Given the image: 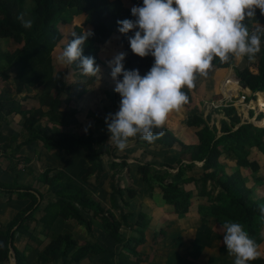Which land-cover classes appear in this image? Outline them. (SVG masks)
<instances>
[{"label": "trees", "instance_id": "obj_1", "mask_svg": "<svg viewBox=\"0 0 264 264\" xmlns=\"http://www.w3.org/2000/svg\"><path fill=\"white\" fill-rule=\"evenodd\" d=\"M142 5L143 0H0V80L12 77L16 85L25 89L34 87L36 92L32 97L38 102L37 107H25L16 99L0 93V112L7 104V114L16 113L23 118L19 132L21 140L13 145L11 153L32 142H40L48 151L81 150L87 161L81 183L93 180L94 184H98L106 166L109 169L108 207L94 200L85 187L74 183L71 177L60 171L51 175L52 169L47 168L35 178L54 189L56 195V199L45 206L44 216L40 220L44 230L49 233L56 219L61 217L82 225L87 232L89 240L78 249L73 257L75 261L102 251L91 236L90 220H94L120 245L117 264L147 263L149 255L141 252L139 248L146 243V231L149 229L151 217L142 210L136 220L132 221L134 214L129 213V200L134 199L140 190L134 185L120 187L117 184L118 175L127 169V162L125 157L121 161H115L118 159V148L109 139L110 133L105 123V117L112 113V106L119 110L121 99L111 82L105 81L98 91L107 102L104 101L101 105L96 103L97 111L88 113L87 117L91 121L81 132L73 129L75 116L79 112L78 99L93 90L98 76L83 75L78 68L79 61L72 66L63 63L58 66V55L67 41L73 38L69 35L66 42H63L60 28L68 27L76 18L83 17L84 27L94 33L87 39L83 55L92 56L95 64L100 69H107L110 76L111 68L99 54L112 38H117L120 52L127 53L123 61L124 68L138 69L143 76L151 68L154 57L134 54L127 37L133 35L135 29L126 34L120 33L117 24L118 20H134L131 8ZM21 16L24 21L31 22V27L23 26L18 18ZM257 22L264 24V15L258 8L255 18L247 19L245 23L251 30ZM73 31L80 33L83 28L74 25ZM3 42L12 43L14 47L3 48ZM244 59L247 66L242 69L234 68L235 74L245 88L252 93H259V96L264 93V36L261 37V48L254 59L249 60L246 56ZM233 64L234 57L224 63L216 58L210 70L227 68ZM117 78L122 79V75ZM182 91L188 96V102L183 105L188 108L186 126L197 129V142L186 145L165 127L154 130L163 134L153 142L142 141L138 139L139 136L133 137L137 138V142L148 146L154 143L167 149L176 148L179 152L175 165L139 161L138 173L148 190L154 193L155 188L159 189L162 202L172 207L178 219L189 212V207L196 198L200 201L196 206L200 223L206 224L209 219H213L220 227L225 221L238 222L254 238L264 227V216L259 210V206L264 205V175L260 174L264 165L261 166L253 157L254 154H261L264 159V128L252 123H241V115L231 101L211 107V112L220 113L223 117L217 128L215 124H210L211 113L203 117L201 108L199 110L198 106L193 105L191 90L184 87ZM259 101L264 110V102L260 96ZM263 117L264 114H259L257 119ZM12 142L13 139L10 138L2 142L1 155L7 152ZM104 158L107 159V165L104 164ZM185 158L189 160L188 163L183 162ZM221 158L233 162V166H228ZM194 162H202L199 177L191 174ZM189 173L191 175L188 176ZM250 182L252 183L248 185ZM185 185H192L194 190L185 189ZM0 190L9 193L22 190L20 196L29 199L25 209L0 230V261H8L10 244L15 253L16 264H23L24 259L13 246L14 232L22 227L24 221L33 218L39 209V202L29 192L32 188L28 186L10 187L0 182ZM35 192L42 199L41 194L37 190ZM125 194L128 200L125 199ZM123 229L131 231V235L125 237L121 233ZM164 236V230L155 232L153 244ZM74 246L76 241L68 232L53 236L39 252L35 264H52L55 260L63 259L68 249ZM182 261L183 264H194L188 258H182ZM248 264H264V258H256Z\"/></svg>", "mask_w": 264, "mask_h": 264}, {"label": "crops", "instance_id": "obj_2", "mask_svg": "<svg viewBox=\"0 0 264 264\" xmlns=\"http://www.w3.org/2000/svg\"><path fill=\"white\" fill-rule=\"evenodd\" d=\"M117 41V38H112V44L118 53L120 52L121 47L118 45ZM246 66L247 62L244 58L239 59L234 57V64L232 66L209 70L206 77L200 76L199 74L196 76L194 86L190 89L193 105L198 106L199 110L201 108L203 111V117H206L211 113L210 124H215L217 128H219V120L223 117L220 113L211 112V107L215 108L220 105H225L226 102L229 101L237 107V96H231L228 100V97L225 96L226 94L224 90H221V87L226 77L229 75L231 76H229L226 83L227 87L229 80H231L232 77L236 80L235 77L237 76L234 68L242 69ZM100 70L101 72L98 79L101 81L106 80L107 82L112 81V87H115V81L108 75V72L106 71L107 69ZM81 79L83 80L84 78L81 76ZM97 88L98 86H96V88L93 87L92 91L86 92L85 95L78 99L79 112H77L73 123H82L85 127L91 121L87 117L88 113L97 110V108H95L96 103L101 105L102 102H107L102 98L103 95L97 91ZM35 92L36 89L34 87L25 89L16 85L12 77H9L4 81L0 80V93H3L5 97L16 99L22 106H38L37 100L32 97ZM232 92L238 94L244 93L247 96L249 95V98H253V93L247 88L240 89L239 87L237 91H231L228 95H231ZM25 94L26 97H24ZM259 96L261 101L264 102V93H261ZM208 101H210V104L213 102H217V104L209 106L207 105ZM256 103L260 104V101L258 100ZM253 104L256 105L255 103ZM116 111V108L112 106V113L114 114ZM246 112L247 114L239 113V115H241V123H252L259 127L257 122L264 121V117L261 118L262 120L257 119L258 112L257 110H252V107L249 108L248 111L246 110ZM213 115H218L219 118H213ZM187 116L188 108L182 106L179 110H174L168 114L162 127L170 130L184 144L192 145L197 142L195 135L197 129L186 126ZM79 118H81V120H79ZM0 119V145L6 139H13L12 146L9 147L7 152L2 155L0 154V182L10 187L16 185L32 188L29 192H32L39 202V209L34 213L33 218L29 221H24L22 227L14 232L13 246L24 259L23 264H35L39 252L49 243L50 239L63 232L70 233L76 241V246L70 247L67 255L63 259L55 260L52 264H117V254L120 250V245L116 244L109 237L108 233L97 221L90 220L91 236L93 241L102 248V251L92 256H85L79 261H75L73 257L78 253V249L81 246L86 245L89 240L87 232L82 225L58 217L52 225L49 233L44 230L40 220L44 216L45 206L48 203L53 202L56 199V195L54 189L35 179L47 168L52 169L51 175L54 172L60 171L71 177L74 183L81 184L82 187H85L94 200L100 201L103 206L108 207L110 193L107 179L109 174L108 167H106L105 173L98 184H94L93 180H89L90 182L87 183H81V177L85 173L87 166L84 152L81 150L70 152L58 150L48 151L40 142H32L19 147L15 152L11 153L10 149H13V145L18 144L21 140L19 132L21 131L23 118L16 113L7 114L6 104L0 112ZM43 124H45V122H43ZM138 139L146 141L140 136ZM136 140L137 138L129 139L127 147L123 151L117 149L116 156L118 159L115 161H121L122 158L125 157L127 162V169L123 170L118 175V186L125 187L127 185H134L140 190V193L134 199L129 200V202H131L129 213L132 215L134 214L132 221L136 220L138 214L142 211L143 205L146 204V206L152 207L151 205L153 202L155 204L158 203V205L156 204V207H152L153 211L156 209V214L151 216V223L149 229L146 231V243L139 248L141 252H144L150 257L149 261L143 264H183L182 258H180L182 246L184 253L191 254L184 258L190 259L194 264H234V257L228 254L226 247L223 244L222 236L220 241L212 238V236L209 238L204 237V243L199 241L198 233L200 226L202 225H208L206 229L212 231L215 236L223 235L222 228H220L213 219H209L208 221H213L212 223H200L199 217L196 213V206L200 201L194 198L193 204L189 207V212L183 218L178 219L174 214L172 207L165 205L162 202L159 195V189L155 188L154 193L148 190L147 185L142 181L141 174L138 173L139 161L141 163L157 161L175 165L176 160L179 157L178 149H167L164 146H159L154 143L151 144V146H148L145 143H139ZM221 161L225 162L228 166H233V162L231 161L223 160L222 158ZM183 162L188 163L189 160L185 158ZM201 166L202 162H194V169L191 174L195 175V177H199ZM170 171L173 173L175 172V170ZM191 174L189 173L188 176ZM260 174L264 175V169L260 171ZM251 183L252 182L248 185ZM184 188L187 190H194L192 185H185ZM35 190L41 194L42 199H40ZM21 192L22 190H14L11 193L0 190V230L11 223L14 217L28 205L29 199L27 197H21L19 194ZM125 199L128 200L126 194ZM167 212L169 213L168 215L165 214ZM192 214H194L195 218V220H193L194 223L188 225V227L182 226L181 221H187V217ZM87 219H89V217H87ZM214 225H217L220 228V231L214 229ZM16 227H14L13 230H15ZM159 230H164L165 236L158 239L156 244H153L155 232ZM121 233L125 237L131 235V231L126 229H123ZM253 239L258 245L259 256L257 258L263 259L264 227L260 234ZM176 256H178V260L176 259ZM0 264H9V252L8 261L2 260L0 261Z\"/></svg>", "mask_w": 264, "mask_h": 264}, {"label": "clouds", "instance_id": "obj_3", "mask_svg": "<svg viewBox=\"0 0 264 264\" xmlns=\"http://www.w3.org/2000/svg\"><path fill=\"white\" fill-rule=\"evenodd\" d=\"M259 9L264 15V0H143L133 6L134 20H118V31L128 33L131 51L154 62L143 76L138 69L127 70L126 52L116 53L107 61L114 91L121 97L119 110L105 117L109 139L123 151L129 138L140 136L153 142L163 133L168 114L188 102L182 89H191L197 74L207 76L216 58L224 63L232 57L252 60L261 48L264 25L258 22L250 30L245 23L255 18ZM24 27L30 21L18 17ZM94 33L73 31L57 60L67 66L79 61L82 74L99 78L100 67L92 56L83 55L87 39ZM122 75V79H117ZM264 216V205L259 206ZM223 244L234 264H248L259 256L258 245L238 222L225 221L221 226Z\"/></svg>", "mask_w": 264, "mask_h": 264}, {"label": "rangeland", "instance_id": "obj_4", "mask_svg": "<svg viewBox=\"0 0 264 264\" xmlns=\"http://www.w3.org/2000/svg\"><path fill=\"white\" fill-rule=\"evenodd\" d=\"M83 17H80V18H76L74 21H73V24L72 25H70V26H68V27H61L60 28V32H61V34L63 35V42H66V40H67V36H69L70 34H71V32H72V29H73V26L74 25H77V26H80L81 28H83L84 30H87L88 28H85L84 27V24H83ZM6 46H8L9 48H11V47H14V44H12V43H7V42H3V45H2V47L3 48H5ZM117 52H116V48L114 47V45L112 44V39H111V41L104 47V48H102V50L100 51V54H99V56H100V58L103 60V61H109L110 59H112V57L116 54ZM62 63L61 62H59L58 61V66L59 65H61ZM101 72V71H100ZM229 76H231V75H229ZM229 76L228 77H226V79L225 80H227L228 81V78H229ZM106 81V80H105ZM105 81L103 80V81H101V80H99L98 78L96 79V81H95V83L93 84L94 86L93 87H95L96 88V86H98V88H97V91H99V86L100 85H102L103 86V84L105 83ZM227 81L225 82H223V84H222V87H221V90H224V92H225V96H227L228 98H231V96H237L236 98V102L239 100V94L238 93H231V95H228V87L226 86V83H227ZM111 83H112V81H111ZM229 85V84H228ZM102 86H100V88L102 87ZM223 88V89H222ZM240 89H245V88H241L240 87ZM237 91V90H236ZM254 102H251V106H252V110H257V112H258V108H257V105H254L253 104ZM212 104H214V105H216L217 104V102H213V103H211L210 104V101H208L207 102V105H209V106H213ZM256 104V103H255ZM237 110H238V113H240V114H243V113H246L247 114V112H246V108H245V106H243V104L240 102V101H238V103H237ZM94 111H97V110H94ZM261 117V116H260ZM213 118H216V119H218L219 118V116L218 115H213ZM79 120H81V118H79ZM262 120V119H261ZM83 128H84V126L82 125V123H73V129H75L78 133L79 132H81V130H83ZM253 157L260 163V165L261 166H263L264 165V159H263V155H261V154H254L253 155ZM24 162V161H23ZM104 164L105 165H107V159L106 158H104ZM107 167V166H106ZM157 205H158V203H156ZM154 202L152 203V207H156L157 205H156ZM152 207H150V206H146V204L145 205H143L142 206V210H144V212L146 213H148L149 215H150V217L151 216H154V214H156V212H155V210L156 209H154V211H153V209H152ZM165 214H169L168 212L167 213H165ZM193 220H195V218H194V214H192L191 216H189V217H187V221H181V224H182V226H186V227H188V225H192L194 222H193ZM213 221H210V222H208V223H212ZM206 227H208V225L207 226H204V225H202V226H200V229H199V233H198V238H199V241H201V242H203L204 243V237H206V238H209L210 236H212V238H215V239H218L219 241L221 240V236L223 237V235L221 234V235H217V236H215L214 234H213V232L212 231H208L207 229H206ZM213 228L214 229H216V230H219L220 231V228L216 225H214L213 226ZM198 232V231H197ZM191 254H186V253H184L183 252V246H182V248H181V253H180V258H184L185 256H190ZM192 257V256H191ZM176 259L178 260V256H176ZM202 262V261H201Z\"/></svg>", "mask_w": 264, "mask_h": 264}, {"label": "built area", "instance_id": "obj_5", "mask_svg": "<svg viewBox=\"0 0 264 264\" xmlns=\"http://www.w3.org/2000/svg\"><path fill=\"white\" fill-rule=\"evenodd\" d=\"M227 80H225L226 82ZM252 94V93H251ZM249 96V95H248ZM248 96L244 93H240L239 94V100L243 106H245L246 110L248 111L249 108H251V102L253 101L254 103H256V100L258 99V94L256 92L253 93V98H249L248 99ZM229 100V98H228ZM257 105V108H258V115L259 114H264V110H262V108L260 107L259 103H256Z\"/></svg>", "mask_w": 264, "mask_h": 264}, {"label": "bare ground", "instance_id": "obj_6", "mask_svg": "<svg viewBox=\"0 0 264 264\" xmlns=\"http://www.w3.org/2000/svg\"><path fill=\"white\" fill-rule=\"evenodd\" d=\"M239 84L237 82V80L233 79V77L231 78V80H229V85H228V94L231 91H236L237 89H239ZM259 100V96L258 99L256 100V102ZM261 107V106H260ZM257 125L259 126H263L264 125V121H259L257 122Z\"/></svg>", "mask_w": 264, "mask_h": 264}, {"label": "water", "instance_id": "obj_7", "mask_svg": "<svg viewBox=\"0 0 264 264\" xmlns=\"http://www.w3.org/2000/svg\"><path fill=\"white\" fill-rule=\"evenodd\" d=\"M234 77H235V76H234ZM235 78H236V80H237L239 86H240L241 88H245V86L240 82V80L238 79V77H235ZM258 126H259V125H258ZM259 127H264V125H263V126H259ZM8 247H9V264H16L15 253L13 252L12 247H11L10 244H9Z\"/></svg>", "mask_w": 264, "mask_h": 264}]
</instances>
